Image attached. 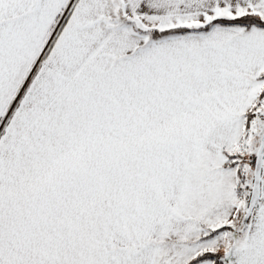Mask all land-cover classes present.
Masks as SVG:
<instances>
[{
	"label": "snow or ice",
	"instance_id": "obj_1",
	"mask_svg": "<svg viewBox=\"0 0 264 264\" xmlns=\"http://www.w3.org/2000/svg\"><path fill=\"white\" fill-rule=\"evenodd\" d=\"M0 264H264V0H0Z\"/></svg>",
	"mask_w": 264,
	"mask_h": 264
}]
</instances>
